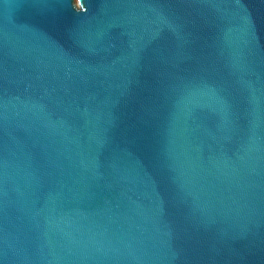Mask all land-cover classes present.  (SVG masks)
Instances as JSON below:
<instances>
[{"label": "water", "instance_id": "obj_1", "mask_svg": "<svg viewBox=\"0 0 264 264\" xmlns=\"http://www.w3.org/2000/svg\"><path fill=\"white\" fill-rule=\"evenodd\" d=\"M0 264H264V0H0Z\"/></svg>", "mask_w": 264, "mask_h": 264}, {"label": "rangeland", "instance_id": "obj_2", "mask_svg": "<svg viewBox=\"0 0 264 264\" xmlns=\"http://www.w3.org/2000/svg\"><path fill=\"white\" fill-rule=\"evenodd\" d=\"M78 4H79V6H80V0H78Z\"/></svg>", "mask_w": 264, "mask_h": 264}]
</instances>
